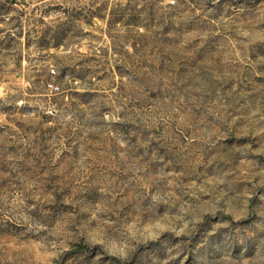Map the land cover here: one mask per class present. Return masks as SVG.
<instances>
[{"label":"rangeland","instance_id":"374dc122","mask_svg":"<svg viewBox=\"0 0 264 264\" xmlns=\"http://www.w3.org/2000/svg\"><path fill=\"white\" fill-rule=\"evenodd\" d=\"M0 264H264V0H0Z\"/></svg>","mask_w":264,"mask_h":264},{"label":"trees","instance_id":"16d2710c","mask_svg":"<svg viewBox=\"0 0 264 264\" xmlns=\"http://www.w3.org/2000/svg\"><path fill=\"white\" fill-rule=\"evenodd\" d=\"M75 250H76V252L81 251V252H85V253L94 252V248L92 250H90V249H88L86 247H82V246H77Z\"/></svg>","mask_w":264,"mask_h":264}]
</instances>
